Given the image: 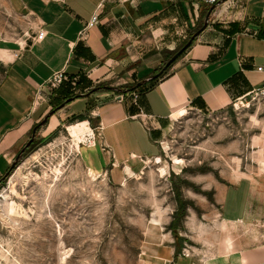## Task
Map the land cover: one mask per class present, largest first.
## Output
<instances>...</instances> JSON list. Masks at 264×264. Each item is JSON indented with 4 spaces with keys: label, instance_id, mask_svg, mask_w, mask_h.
<instances>
[{
    "label": "crops",
    "instance_id": "0c3cea01",
    "mask_svg": "<svg viewBox=\"0 0 264 264\" xmlns=\"http://www.w3.org/2000/svg\"><path fill=\"white\" fill-rule=\"evenodd\" d=\"M11 2L38 25L30 37L0 48V174L10 168L34 126L70 97L50 115L49 127L89 113L95 125L86 134L94 131L98 138L94 145L81 146L84 160L94 172L121 180L142 171L147 159L158 155L166 134L187 112L223 110L264 78L257 69L264 63V0L217 5L208 27L160 76L129 92L107 86H133L156 72L211 4ZM95 14L98 18L90 24ZM40 28L46 30L43 38L37 37ZM61 69L68 78L56 89L46 88L45 98L34 105L38 89ZM95 86L102 87L80 95ZM215 188L220 227L216 252L204 264H264V176L245 175L218 182ZM163 241L145 245L147 263L194 264L191 257L176 254L173 242Z\"/></svg>",
    "mask_w": 264,
    "mask_h": 264
},
{
    "label": "rangeland",
    "instance_id": "374dc122",
    "mask_svg": "<svg viewBox=\"0 0 264 264\" xmlns=\"http://www.w3.org/2000/svg\"><path fill=\"white\" fill-rule=\"evenodd\" d=\"M37 25L11 0H0V48L30 37ZM84 115L54 128L47 120L0 174V264H149L145 245L160 239L204 264L216 252L220 227L216 184L264 176V106L238 98L214 113L187 112L158 155L121 180L88 168L86 132L80 137L79 130L95 118Z\"/></svg>",
    "mask_w": 264,
    "mask_h": 264
},
{
    "label": "water",
    "instance_id": "95a60500",
    "mask_svg": "<svg viewBox=\"0 0 264 264\" xmlns=\"http://www.w3.org/2000/svg\"><path fill=\"white\" fill-rule=\"evenodd\" d=\"M225 0H218L216 3L214 4H211L210 8L208 9V12H207V15H206V19L203 23V25L201 27H199L197 30H195V32L190 36V38L187 40V42H185V44L179 48L164 64L163 68L157 72H154L152 74H149L148 76L142 78L141 80H139L136 84H134L133 86H126V87H123V86H107L109 87L110 89H113V90H117V91H121V92H129L131 90H134L136 89L137 87L147 83L148 81H150L151 79H154L158 76H160L162 74V72L164 71L165 68H168V66L174 62L177 57L186 49L188 48L192 43L193 41L196 39L197 36H199L201 34L202 31H204L208 25H209V22H210V17H211V14L214 10V8L221 4L222 2H224ZM102 86H95L94 88H92L89 92H86V93H81L80 95H84V94H91L93 91L95 90H98L99 88H101ZM73 99V97H70L68 98L65 102H62L60 105H58L56 108L52 109L46 116H44V118L38 122L34 128H33V131H32V134H31V137L29 138V140L25 143V146L20 150L19 154L20 155L24 150L25 148L31 144V142L34 140L35 136H36V132L38 130V128L43 125L44 123L47 122V120L49 119L50 115L53 114L54 112H56L59 108H61L63 105H65L67 102L71 101ZM17 155V157H18ZM17 157L15 156L12 164L10 167H12V165H14V162L16 161ZM9 170H7L5 172L8 173Z\"/></svg>",
    "mask_w": 264,
    "mask_h": 264
},
{
    "label": "built area",
    "instance_id": "2783aa9c",
    "mask_svg": "<svg viewBox=\"0 0 264 264\" xmlns=\"http://www.w3.org/2000/svg\"><path fill=\"white\" fill-rule=\"evenodd\" d=\"M125 1V0H120ZM185 1H198V0H185ZM208 4H214L218 0H204ZM98 18V15L95 14L90 21V24H94ZM46 34V30L44 28H40L37 37L43 38ZM257 69L262 71L264 73V63L259 64L257 66ZM68 78L67 73L64 69L55 71L48 80L38 89L37 94L34 98V105L39 104L44 98H45V90L46 88H49L50 90L58 88L66 79ZM137 96V95H136ZM242 99L244 101L249 102H258L259 104L264 106V78L262 80V84L251 91H249L247 94L242 96ZM98 138L97 133L94 131L92 133L86 134V142L89 145H94L96 143V140Z\"/></svg>",
    "mask_w": 264,
    "mask_h": 264
},
{
    "label": "bare ground",
    "instance_id": "6f19581e",
    "mask_svg": "<svg viewBox=\"0 0 264 264\" xmlns=\"http://www.w3.org/2000/svg\"><path fill=\"white\" fill-rule=\"evenodd\" d=\"M86 130H87V128H81V129L79 130V135H80V137H81L82 135H84V133L86 132Z\"/></svg>",
    "mask_w": 264,
    "mask_h": 264
},
{
    "label": "trees",
    "instance_id": "16d2710c",
    "mask_svg": "<svg viewBox=\"0 0 264 264\" xmlns=\"http://www.w3.org/2000/svg\"><path fill=\"white\" fill-rule=\"evenodd\" d=\"M206 9H208V8H206ZM171 64H172V63H171ZM171 64H170V65H171ZM170 65H169V66H170ZM80 117L85 118V115H84V114H81Z\"/></svg>",
    "mask_w": 264,
    "mask_h": 264
}]
</instances>
